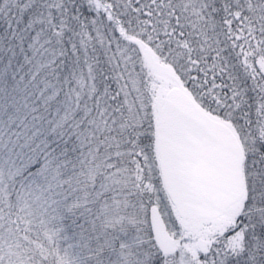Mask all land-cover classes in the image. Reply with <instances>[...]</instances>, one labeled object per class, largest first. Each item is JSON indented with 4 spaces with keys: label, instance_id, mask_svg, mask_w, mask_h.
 <instances>
[{
    "label": "snow or ice",
    "instance_id": "1",
    "mask_svg": "<svg viewBox=\"0 0 264 264\" xmlns=\"http://www.w3.org/2000/svg\"><path fill=\"white\" fill-rule=\"evenodd\" d=\"M0 264H264V0H0Z\"/></svg>",
    "mask_w": 264,
    "mask_h": 264
}]
</instances>
